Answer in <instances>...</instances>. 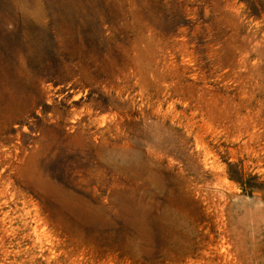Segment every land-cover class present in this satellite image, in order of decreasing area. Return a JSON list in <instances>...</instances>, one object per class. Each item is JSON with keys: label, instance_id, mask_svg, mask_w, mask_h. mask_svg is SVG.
Segmentation results:
<instances>
[{"label": "rangeland", "instance_id": "1", "mask_svg": "<svg viewBox=\"0 0 264 264\" xmlns=\"http://www.w3.org/2000/svg\"><path fill=\"white\" fill-rule=\"evenodd\" d=\"M0 264H264V0H0Z\"/></svg>", "mask_w": 264, "mask_h": 264}, {"label": "bare ground", "instance_id": "2", "mask_svg": "<svg viewBox=\"0 0 264 264\" xmlns=\"http://www.w3.org/2000/svg\"><path fill=\"white\" fill-rule=\"evenodd\" d=\"M25 13H26V12H25ZM33 17H34V16H33ZM33 17H32V18H33Z\"/></svg>", "mask_w": 264, "mask_h": 264}]
</instances>
